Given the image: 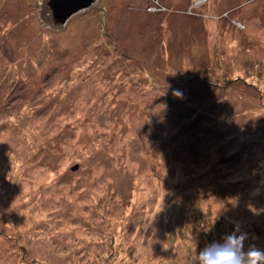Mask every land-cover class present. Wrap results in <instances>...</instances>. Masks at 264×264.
<instances>
[{
	"label": "rangeland",
	"instance_id": "374dc122",
	"mask_svg": "<svg viewBox=\"0 0 264 264\" xmlns=\"http://www.w3.org/2000/svg\"><path fill=\"white\" fill-rule=\"evenodd\" d=\"M43 2L0 0V264L264 250V0Z\"/></svg>",
	"mask_w": 264,
	"mask_h": 264
},
{
	"label": "clouds",
	"instance_id": "9594fccd",
	"mask_svg": "<svg viewBox=\"0 0 264 264\" xmlns=\"http://www.w3.org/2000/svg\"><path fill=\"white\" fill-rule=\"evenodd\" d=\"M246 239L247 234L241 232L237 224L231 234L222 238V242L214 241L196 252V264H264V250L250 246L245 251Z\"/></svg>",
	"mask_w": 264,
	"mask_h": 264
},
{
	"label": "water",
	"instance_id": "95a60500",
	"mask_svg": "<svg viewBox=\"0 0 264 264\" xmlns=\"http://www.w3.org/2000/svg\"><path fill=\"white\" fill-rule=\"evenodd\" d=\"M96 0H45V7L50 11L46 17L54 27L64 25L73 14L94 4ZM78 164L72 168L75 169Z\"/></svg>",
	"mask_w": 264,
	"mask_h": 264
},
{
	"label": "bare ground",
	"instance_id": "6f19581e",
	"mask_svg": "<svg viewBox=\"0 0 264 264\" xmlns=\"http://www.w3.org/2000/svg\"><path fill=\"white\" fill-rule=\"evenodd\" d=\"M45 4V0H44V2H43V5ZM49 21V20H48ZM49 23H51V22H49Z\"/></svg>",
	"mask_w": 264,
	"mask_h": 264
}]
</instances>
